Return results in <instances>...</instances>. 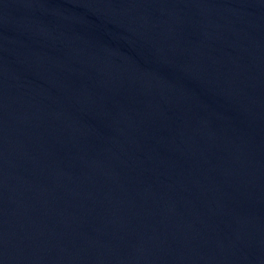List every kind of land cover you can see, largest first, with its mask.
I'll return each mask as SVG.
<instances>
[{"label":"water","instance_id":"95a60500","mask_svg":"<svg viewBox=\"0 0 264 264\" xmlns=\"http://www.w3.org/2000/svg\"><path fill=\"white\" fill-rule=\"evenodd\" d=\"M0 245L264 264V0H0Z\"/></svg>","mask_w":264,"mask_h":264}]
</instances>
